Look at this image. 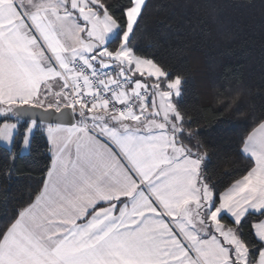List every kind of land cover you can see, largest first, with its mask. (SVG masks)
<instances>
[{"label": "snow or ice", "instance_id": "obj_1", "mask_svg": "<svg viewBox=\"0 0 264 264\" xmlns=\"http://www.w3.org/2000/svg\"><path fill=\"white\" fill-rule=\"evenodd\" d=\"M146 8L0 0L9 172L38 131L49 153L0 230V264H264V113L241 125L247 167L225 187L184 104L187 75L135 46Z\"/></svg>", "mask_w": 264, "mask_h": 264}, {"label": "trees", "instance_id": "obj_2", "mask_svg": "<svg viewBox=\"0 0 264 264\" xmlns=\"http://www.w3.org/2000/svg\"><path fill=\"white\" fill-rule=\"evenodd\" d=\"M146 2L135 46L187 75L184 104L227 187L230 174L247 167L240 155L241 125L264 113V0ZM218 92L240 97L226 108L213 103ZM48 156L46 137L38 131L32 152L18 157L9 172L10 159L0 145V230L38 188Z\"/></svg>", "mask_w": 264, "mask_h": 264}, {"label": "rangeland", "instance_id": "obj_3", "mask_svg": "<svg viewBox=\"0 0 264 264\" xmlns=\"http://www.w3.org/2000/svg\"><path fill=\"white\" fill-rule=\"evenodd\" d=\"M0 145L6 148V146H5V145H3L2 143H0Z\"/></svg>", "mask_w": 264, "mask_h": 264}]
</instances>
